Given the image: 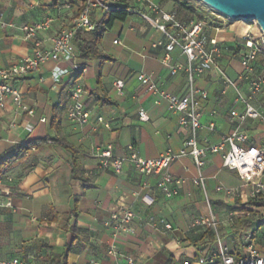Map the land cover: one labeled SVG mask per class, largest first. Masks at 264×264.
Instances as JSON below:
<instances>
[{
    "label": "crops",
    "instance_id": "obj_1",
    "mask_svg": "<svg viewBox=\"0 0 264 264\" xmlns=\"http://www.w3.org/2000/svg\"><path fill=\"white\" fill-rule=\"evenodd\" d=\"M153 1L166 11H174L180 21L195 19L187 12L177 11L171 0ZM78 2L0 0V14L13 25L0 26V69L29 53L31 44L23 41L21 26L51 20L49 27L39 32V39L48 46L61 26L75 17ZM68 4L71 8L65 7ZM90 16L94 21L103 18L100 10L92 11ZM242 25L224 19L219 32L206 25L203 29L208 38L220 41L223 51L218 65L231 79L242 71L241 36L249 30ZM108 30L111 38L104 39L105 32L98 44L99 52L109 57L107 60H82L73 42L74 64L85 68L78 80L83 85V101L90 114L85 125L75 124L67 117L70 78L75 73L69 72L55 83L51 78L55 63L49 61L38 72L12 81L34 115L29 116L9 103L0 110V160L16 146L31 143L25 154L1 168L11 178L1 186V200L5 204L0 207L3 258L20 257L31 264H60L64 258L68 264H122V258L107 254L112 233L105 222L115 213L131 210L135 214L131 229L114 239L117 251L132 256L135 264H182L185 259L196 258L216 247L214 239L201 236L204 230L189 231L194 217L206 215L210 208L224 224L230 212L251 209L247 205L249 199L230 197L216 190L218 185L242 187L245 192L250 189L236 172L223 167L222 153L205 158L202 172L207 200L190 182L196 175L190 157L170 165L175 177L186 180L174 198L164 197L155 188V176H143L131 166H125L119 174L99 167L92 154L95 147L110 145L114 155L122 156L133 145L142 158L151 159L168 148L178 152L189 136L188 128L178 124L177 114L169 110L166 100L148 92L136 79L142 72L151 76L160 91L179 95L187 92L184 71L171 75L161 63L164 50L155 44L165 41L162 33L137 14L115 20ZM114 40L118 43L114 44ZM171 58L182 66L186 64L178 48L171 52ZM257 64L264 66L263 56H257ZM117 80L124 83L121 92L114 86ZM195 86L208 92L206 98L199 100L201 121L215 125L214 131L198 132L199 145L203 146L217 142L221 135H229L233 130L229 110L235 93L231 88L225 89L214 74L197 77ZM140 108L147 112L149 121L139 120ZM97 117H102L107 127L99 124ZM42 118L44 122L40 121ZM245 128L257 145L264 146L260 125L247 124ZM73 162L78 179L74 178ZM261 180L264 182L263 176ZM149 217L164 219L173 230L154 229L145 223ZM238 241L234 248L233 236L221 234L223 245L238 250L240 236ZM69 244L72 250L64 256Z\"/></svg>",
    "mask_w": 264,
    "mask_h": 264
},
{
    "label": "built area",
    "instance_id": "obj_2",
    "mask_svg": "<svg viewBox=\"0 0 264 264\" xmlns=\"http://www.w3.org/2000/svg\"><path fill=\"white\" fill-rule=\"evenodd\" d=\"M128 6V11L140 16L153 29L162 33L164 42H157L155 46H162L164 54L161 63L166 66L171 75L179 71H184L187 77L188 89L183 95L172 94L160 91L150 75L142 72L138 73L136 79L146 86L148 92L156 93L165 99L170 111L177 114L178 124L188 128L189 136L183 142L178 152L170 148L161 152L156 158L144 159L133 145L127 147V153L116 156L112 152L110 145L93 148V156L98 160L99 167L114 174L122 172L125 166H131L143 176H155V188L166 198H174L179 195L181 186L185 183L184 178L175 177L169 170L170 165L175 160L190 157L196 168V175L190 179L194 188L201 190L207 200L205 188V176L202 168L205 158L209 155L222 153V164L224 168L235 171L245 186L250 189L245 192L243 188H225L222 185L216 186L217 191H223L227 196L247 198L253 201L264 200V182L261 180L264 175V146L257 145L249 131L245 128L247 124L260 125L264 132V109L259 105V97L264 93V66L259 67L257 56L264 57V34L259 35L248 30L242 37L243 51L240 54V64L242 71L236 79L229 78L218 65V60L222 54L223 47L216 38H208L204 33V24L196 19L180 21L174 11H166L153 0H86L77 4L78 15L75 16L68 25H62L58 33L51 39L48 46H44L39 39V32L46 30L51 20H46L37 24H27L20 27L22 39L31 44L29 53L22 59L7 68L0 69V110L9 103L17 110L26 112L33 116L34 111L29 109L22 101L21 92L13 85L12 81L38 72L47 62L55 63L51 70V78L57 83L61 77L69 72L75 73L70 78L69 100L70 105L67 111L68 119L78 125H85L90 120V114L84 101V88L78 81L85 68L74 64L73 39L79 30L92 32L97 24L90 15L93 8L101 7L103 13H107L111 6ZM196 5L209 12L215 18L223 21L221 14L217 13L208 5L201 3ZM66 8H71L68 4ZM229 20V19H228ZM0 26H13L6 22L0 14ZM259 27V26H258ZM215 32H219L216 27ZM114 44L118 40L113 41ZM178 48L185 56L186 64L182 66L173 62L171 52ZM67 64L62 68L59 64ZM203 74H214L216 80L226 88H231L235 96L232 101V108L229 110L234 128L229 135H221L215 143L199 145L198 132L202 129L214 131L213 122L203 123L199 111L200 98H206L208 92L195 86L197 77ZM114 86L119 92L122 91L124 83L122 80L114 82ZM138 118L141 121H149L147 112L140 108ZM99 124L107 127L102 117L96 118ZM44 122L45 119L40 120ZM5 180H11L5 169L0 170V207L5 206L2 202L1 186ZM264 211V206H251V209L237 210L230 212L226 219L227 223L233 224L237 219L250 217V213ZM135 219V214L131 210H124L113 214L105 222V226L111 230L112 241L108 245L107 254L112 257H119L124 260L122 264H135V260L130 255H125L117 251L114 239L121 232L129 231L130 224ZM154 229L163 227L165 230H173V226L164 219L149 217L146 222ZM223 224L213 211L209 208L206 215L194 217L189 225V230L210 229L214 235L216 247L206 254H201L193 259H185L182 264H264V248L255 233L247 232L246 229L240 235V247L234 249L223 245L221 242L220 226ZM246 231V232H244ZM260 239V240H259ZM0 264H31L27 259L20 257L3 258L0 254ZM98 264V263H94Z\"/></svg>",
    "mask_w": 264,
    "mask_h": 264
},
{
    "label": "trees",
    "instance_id": "obj_3",
    "mask_svg": "<svg viewBox=\"0 0 264 264\" xmlns=\"http://www.w3.org/2000/svg\"><path fill=\"white\" fill-rule=\"evenodd\" d=\"M79 1L86 2V0H79ZM171 1L173 2L174 8L177 11L179 12L184 11V12L191 14L192 16H194V18L197 21L202 22L204 25L208 27H220L222 24L221 20L212 16L209 12H206L205 10L200 9L196 5L195 0H171ZM94 10H100V12L103 14V18L98 21H94L92 19V16H90L91 19L97 24L95 30L92 32H86L83 30H79L75 34L74 39H73V42L78 50L79 57L84 61H91L96 58H99L102 60L109 59L108 56L101 54L98 50V44L100 43L103 37V34L108 29L111 28L115 20H124L127 16L133 14L132 12L128 11V6H122V5L111 6V9L107 13H103L101 10V7L93 8V11ZM77 15H78V12L76 10L75 16ZM80 67H83V66L80 65ZM263 143H264V137H263ZM30 144L31 143L19 145L13 148L11 151H9L0 160V170L6 164L15 162L20 156L25 154L29 150ZM71 165L73 168L74 178L78 179L76 165L74 162ZM247 205L248 206H264V200H260V201L249 200ZM241 210H246V209L242 208ZM253 220H254L253 217L251 218L245 217L242 219H237L233 223V225H235L232 231V236H233L232 245L234 248H237L239 244L238 238L240 236V233L246 228H248L252 224ZM189 231L192 232L194 230H189ZM201 236H206L210 240L214 239L213 232L210 229L204 230V233ZM71 250H72L71 245L70 244L67 245L64 249V256L67 255L69 252H71ZM261 253L264 254V249L261 251ZM60 264H68V263L66 259L64 258L60 262Z\"/></svg>",
    "mask_w": 264,
    "mask_h": 264
},
{
    "label": "water",
    "instance_id": "obj_4",
    "mask_svg": "<svg viewBox=\"0 0 264 264\" xmlns=\"http://www.w3.org/2000/svg\"><path fill=\"white\" fill-rule=\"evenodd\" d=\"M229 20L256 21L264 34V0H199Z\"/></svg>",
    "mask_w": 264,
    "mask_h": 264
},
{
    "label": "rangeland",
    "instance_id": "obj_5",
    "mask_svg": "<svg viewBox=\"0 0 264 264\" xmlns=\"http://www.w3.org/2000/svg\"><path fill=\"white\" fill-rule=\"evenodd\" d=\"M195 2L197 4L202 3L199 0H195ZM230 21L232 23L243 24L242 27L249 28L250 31H253L257 35H259L261 32L256 21H254V20H249V21L230 20ZM247 26H249V27H247ZM109 31L110 30L106 31L107 34L105 33L106 35H105L104 39L111 38V34H109ZM259 105L262 106V108L264 109V93L261 95V97H259ZM263 177H264V175H263ZM250 214L254 218V220H253L252 224L248 228H246V231L255 233V236L257 238H262L264 236V211H262V210L256 211V212L253 211ZM234 227H235V225L225 222L224 224H222L220 226L219 231H221V233L223 235L228 234V235L232 236V231H233ZM246 231H244V232H246ZM240 235H242V234L240 233ZM260 243L264 247V241L261 240Z\"/></svg>",
    "mask_w": 264,
    "mask_h": 264
}]
</instances>
